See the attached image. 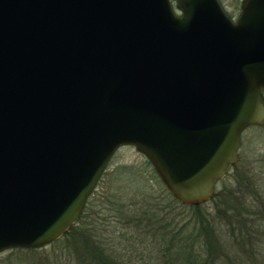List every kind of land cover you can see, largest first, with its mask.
<instances>
[{
  "label": "water",
  "instance_id": "obj_1",
  "mask_svg": "<svg viewBox=\"0 0 264 264\" xmlns=\"http://www.w3.org/2000/svg\"><path fill=\"white\" fill-rule=\"evenodd\" d=\"M0 0V253L79 220L133 146L199 206L264 126V0Z\"/></svg>",
  "mask_w": 264,
  "mask_h": 264
},
{
  "label": "trees",
  "instance_id": "obj_2",
  "mask_svg": "<svg viewBox=\"0 0 264 264\" xmlns=\"http://www.w3.org/2000/svg\"><path fill=\"white\" fill-rule=\"evenodd\" d=\"M236 166L233 168L237 171ZM105 175L106 169L89 196L77 223L60 239L44 248L50 247L49 249L55 248L62 253L67 252V257L85 252L89 256L87 264H129L124 260L122 245L132 247L130 253L133 252V248L138 249L139 230L144 229L145 234L151 232L149 229L151 227L154 229V225L149 226L148 221L153 222L152 219L159 220L160 229L166 228L161 225L165 208L155 202L164 199L169 204H180L185 207L167 190L147 159L139 173L128 172L125 179L128 185L138 183L136 190L141 188L144 193L156 191L153 197L142 198L141 202L136 196L143 193H130V196L128 193H111L109 184L104 183ZM240 178L237 184L238 187L243 184L242 191L233 190L224 198L221 197V192H216L213 201L219 200L216 205L219 211L213 220L207 219L202 213L197 214L198 224L192 227L191 233L183 240L176 239L178 243L174 248L170 245L162 248V244H159L164 242L167 235L158 239V247L162 249V258L166 264H170L167 261L174 263L176 259H186L188 264H264V194L255 191L256 187L253 185L257 179L253 180L251 176ZM202 206L204 205L187 207L198 211ZM220 209H225V212H221ZM157 234L160 235L159 232ZM194 243L200 246L195 248ZM200 247L206 248V256L199 254ZM39 249L41 250V248L12 249L8 254L26 255L25 262L19 259L16 264H52L47 261L49 257L46 260L35 258L34 254L39 252Z\"/></svg>",
  "mask_w": 264,
  "mask_h": 264
},
{
  "label": "rangeland",
  "instance_id": "obj_3",
  "mask_svg": "<svg viewBox=\"0 0 264 264\" xmlns=\"http://www.w3.org/2000/svg\"><path fill=\"white\" fill-rule=\"evenodd\" d=\"M223 4L226 10L233 14L235 13L233 11L238 6L239 1L226 0ZM262 96L264 97V94ZM239 155L240 161L236 166V169L238 170L236 171L234 170L235 168H233L229 171L227 176L216 185L215 194L216 192H221V197L224 198V196L227 197V194L233 190L239 189L242 191L243 184H240V187H238L237 181L241 179L240 177L244 176H251L253 180L257 179L254 181L253 186L256 187V190H254L264 194V127H251L243 133L241 136ZM145 160V156L139 153L133 146H121L118 148L112 158L109 160L105 168L106 175L103 178L104 183L109 184L110 189L112 190L111 193H128V196H130V193H143L139 194V196H136L139 202H141L142 198L153 197L156 194V191L153 190L144 193V190L141 188L136 190L138 188V183L128 185L125 180L127 177L126 174L128 172L139 173V171L143 169ZM237 176H239V178ZM233 178L236 182H234ZM110 189H108V191ZM259 195L262 197L261 194ZM244 196L246 198H250L248 195ZM213 199L211 200L212 202L210 201L206 204H203L204 206L200 207L198 211L192 209L191 207L181 206L180 204H169L164 201V199H161L162 201L155 202L158 204V206L161 205L165 208V216L161 221V225L164 227L166 226V228L162 227L164 229H160L161 226L158 224L160 223L159 220L157 221L152 219L153 222L148 221L149 226L152 224L154 225V229L151 227V229H149L151 232L146 234L144 229L139 230L138 249L133 248V252L130 253L132 251V247H128L127 245L124 247L122 245V248L124 249L122 251L124 253V260L129 264H166L165 259L162 258V249L161 247H158V239L161 236L167 235L164 237V242H159V244H162V248H164L166 245H170L171 248H174V246H176L178 243L176 239L183 240L184 237H187L189 233H191L192 227L198 224L197 217L199 216L197 214L201 215L202 213V215L207 219L209 218L213 220L216 216V213L219 211L216 209V205L219 203V200L214 202ZM223 207L224 206H219V208ZM220 210H222L221 212H225V209ZM158 232L160 235L157 234ZM153 233L156 234L153 235ZM177 233L178 235H175ZM193 246L197 248L200 245L194 243ZM49 248H41L43 251L39 249L40 251L34 254L35 258H38L39 260L40 258H43L46 260V258L49 257L47 261L52 264H87V262H89V256L85 252H78L74 257H67V252L62 253L58 250H55V248ZM236 250L238 251V249ZM8 253L9 250L0 253V264H16L19 262V259L25 262L26 255H9ZM199 254L206 256V248H201V252H199ZM92 262L93 259L91 260V263ZM167 262L170 264H188L186 259H176L174 260V263H171V261Z\"/></svg>",
  "mask_w": 264,
  "mask_h": 264
},
{
  "label": "flooded vegetation",
  "instance_id": "obj_4",
  "mask_svg": "<svg viewBox=\"0 0 264 264\" xmlns=\"http://www.w3.org/2000/svg\"><path fill=\"white\" fill-rule=\"evenodd\" d=\"M171 1V3H172V5H173V7L175 6V1L176 0H170ZM218 1V3H219V5H220V7L222 8V10L224 11V13L233 21V22H236L237 20H238V18L240 17V15H241V3H242V1L243 0H236V1H239V4H238V6L236 7V9L233 11V12H235V13H230V12H228L227 10H226V8H225V6H224V1H226V0H217ZM260 93H261V96L264 94V90L262 89V90H260ZM262 98H263V100H264V97L262 96ZM251 127H259V126H250V127H247L246 129H244L243 130V132L241 133V135H240V140H241V136L243 135V133L247 130V129H249V128H251ZM241 146V145H240ZM239 149H240V147H239ZM238 155H239V150H238ZM239 157H240V155H239Z\"/></svg>",
  "mask_w": 264,
  "mask_h": 264
}]
</instances>
